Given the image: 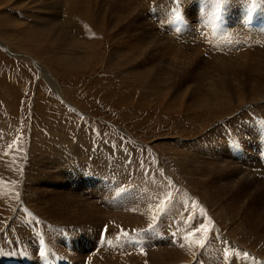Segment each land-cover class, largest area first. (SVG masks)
I'll use <instances>...</instances> for the list:
<instances>
[{"label": "rangeland", "instance_id": "374dc122", "mask_svg": "<svg viewBox=\"0 0 264 264\" xmlns=\"http://www.w3.org/2000/svg\"><path fill=\"white\" fill-rule=\"evenodd\" d=\"M68 1L71 2V0H0V140L5 145L2 147V149L5 151L3 153L4 155L0 156V178L9 177L12 179L6 184L5 179L4 182H2L7 187L8 193L4 195V199L0 200V202L4 203L7 200L10 201L9 203L11 209L7 210L5 213L6 217H2L4 223L0 224V234L1 232H4V239L9 241V235L6 230L12 226V222L10 224L8 221H14L17 208L19 209L21 207L22 201L19 197L20 195H18L19 190H16V187L19 189L20 184L22 185L23 182L26 181L25 167L31 163V159L29 158L30 153L32 152H30V148L32 146L34 148L37 146L40 149L39 152H43L45 155H50L55 161V164L51 165V167L45 168L44 166L41 170L43 173L41 177L47 174L51 180L50 184H42L41 186L46 188H50L49 186L52 185L56 186L55 180L53 178V174H55L59 176L56 178V183L58 184L56 189H58L57 191H59L60 194L63 193V196L68 201L72 200L88 204L89 206L103 208V204L113 191H106L104 186L100 183L99 189L95 191L93 188L90 189L89 187L82 191L72 192L68 190L66 183L63 182V178H61L64 176L60 172L62 169H65V167L59 165L58 161H56V154L57 152L66 154V152L70 150L69 147L78 146L81 143L78 138L81 137L82 143L86 142L91 146L87 160L89 162H93L95 159L99 160V165H96L98 166L101 173L103 170L107 169L109 165L106 158L98 159L100 156L97 157V152L100 151V148L107 146L113 147L117 151V153H114V157H112L114 160H120L123 164V168L121 166L119 169V174L115 176L118 180L121 177V179L126 180L128 183L134 182L133 184H138L140 188H143V178H146L147 173H154L157 177L162 179L164 178L163 180L167 178L172 181H177L173 188H169L171 198L173 197L177 188V190H181L183 192L181 187L186 186V190H188L186 191V194L188 196L190 194L189 197L187 196L188 203H186V208L189 210L190 215H201L204 218V227H196L192 231V235L194 237L198 235V251L196 250V255L194 254L190 260L184 264H192L193 262V264H206L207 257L205 262L202 254H198L206 248L208 238L214 232L215 228L218 229L216 225V218L212 217V210L202 201L203 197H201L200 190L194 191L192 185L187 183L183 176H180V169L178 168L180 166L178 152L175 150L172 151V149H174L176 145L180 146L179 149H182L184 144L189 145L194 141L201 142L202 140L201 144H203L205 143L204 138L206 137V139H208V137L205 136L207 132H210L212 129L217 127H226L227 129V122L231 123V117H233L234 114L243 107V103L235 102L236 97L241 96L240 98L245 97V99L248 100V98L253 95L256 85L258 86L259 83L258 81L255 82L254 80H251V83L249 84L250 88L248 90L243 81H246L247 79L249 80V78L242 80L247 72L242 67L244 65L243 61L248 59L251 61H255L256 59L260 60L262 55L259 54H264V44H261L260 41L250 44L244 42L242 44L243 48H252L253 45L255 46L254 49L259 48V50L256 51L259 53L257 56L252 55L247 59L241 60V58H239V53H241V51H237V47H234L236 49L234 51L233 47L228 49V51H231L229 53L224 51L222 54V52L219 51V53H216V55L213 57L209 53H206L208 52V47L205 45L209 46L211 43L205 38L207 32H204L203 29H207L206 31H208L211 35H215L214 32H216V34L218 32L219 36L221 34L227 35L230 43H238L240 37H243L244 35L240 32H242L244 29L246 30V28H253V23L250 21L251 19H254L257 15L256 17L258 20H264V9H261L263 2L262 5L259 6L258 4L261 0H250L253 1L255 5H252L247 9V17L240 20V24L237 23V21L232 20L228 13V16H225L227 18L224 17L223 19L217 17L216 14L215 18H217L215 21L218 19L219 22H214L215 25H194V28H196L197 25L199 26L198 34L199 39H201V41H197L198 46L200 47L199 50L202 51L203 49L206 52L200 53L199 51H195L194 53H189L191 51L189 48L188 51L184 53V56L185 54L189 53L191 54L192 58H188L186 62H183L184 65L186 64L188 67H190V65L200 67H204L203 65H205V67L212 66L208 73H212L214 77H217L223 71L222 65L228 64H221V66L219 64L218 66L219 62H224L225 60H228V62H234V69L231 67L229 68V72H235L236 75L234 76V82L236 85L234 90H236V93H232L231 95V99L233 98L234 102H232L229 106H215V109L210 110L205 107L198 109L192 108V106H190L191 109L188 108V105L190 104L189 101L191 99L189 98L190 95L188 94H190L191 91L187 92L188 94L181 95L183 98H178V102L173 101L174 98L172 96L176 92V89L175 85L170 80H168L167 83H152L150 79L142 81L137 78L138 76L133 70H144L146 67H150L152 64H158L157 66L159 68L153 72L152 75H157L159 73L160 76H163L164 72L166 71L168 60L173 54L168 53L163 59H161L160 57L162 53L160 51V53L157 52L159 50V44L162 43V41H168V44L171 43L173 46H185L182 45L184 43L183 41H179L182 40V38L178 33L180 30L178 28H187L183 22L182 13H185L189 10L184 4L189 1H185L184 3L183 0L172 1L176 2L178 12L176 9H173L170 15H174V10H176L175 16L176 20L178 18V28L175 32H170L167 27H165V22L154 19L155 17L149 18V16H147V12H143V14L140 12L142 10L138 11L142 17L137 16V18H141L137 21H135L133 17H130L129 13H126L124 16L120 13V18L117 15H114L113 18L109 6L110 2L104 0H82L81 2V0H78L76 11H74L72 16L76 14L79 19L78 21L83 23L84 26L89 30L86 40L81 39L79 41L93 43L94 48L92 49L91 45H83L82 47L77 46L78 50H75L74 48H61L60 51L58 50L59 48L57 47L58 43L56 39L68 42L69 38L68 40L66 39V37H68L66 32H64L66 33L65 35L62 33L63 35H59L57 37H55V34L57 33L56 31H51L50 35L38 36L37 34L31 32L30 29H32V27L37 23H42L41 20H44L45 22H52L53 18H56L55 21L57 22H53H59L60 26L62 25L61 27L64 29L67 27V29H70L69 33L72 34L71 31L74 32L72 25L67 21L68 13L66 12V2ZM141 1L143 2V0H140V2ZM233 1L234 3L236 2L235 4H237L236 0H211V2L214 4L208 7L209 12L220 11L224 15V12L226 11V4L229 6L233 3ZM68 5L69 4H67V6ZM103 5L105 7H103ZM147 5L149 6V4H146L145 9H147ZM88 10L90 12L89 15L87 12ZM167 15H169V13ZM115 17L118 18L115 19ZM112 21H116V24L113 25L111 23ZM219 23H221L223 26ZM140 24L143 27L140 26ZM213 27L214 31H212ZM220 27L222 28L220 29ZM225 27L228 28L226 29ZM133 28L147 32V34H150L152 38L149 39L146 36L143 37V41H148V43H145L144 45L142 59L137 58L136 60H132L131 63L127 62V64L118 54H116L118 56H114V47L115 42L119 41V37L124 42L134 39ZM196 29H194L195 32L197 31ZM208 29L212 30L209 31ZM118 32L120 33V36ZM209 33L207 34L210 35ZM222 35L221 37H225ZM62 36L66 37L63 39ZM131 37L132 39H129ZM232 37L234 38L235 42L232 41ZM184 44L189 46L190 41H187ZM192 45L190 46L196 47L194 43H192ZM85 53L88 55V58L86 57L87 67L85 66V69L83 68L85 62L79 66L81 70L78 69L73 71L70 68L68 69L66 65L57 63L58 56L61 57L63 54H65L62 56L63 58L72 59L76 55L84 56ZM206 54L209 58L206 56ZM141 60L144 63L142 66H136V68L132 66L136 65ZM162 60L164 61L163 63ZM178 62L180 63L179 59H177L174 64H179ZM183 64L182 67L184 66ZM140 67L143 68L140 69ZM42 70H44V72H42ZM45 70H47V73ZM191 73L192 71H189V74ZM47 74H49L50 77H48L49 75ZM195 86L197 87L196 83L192 82L190 85L185 87L191 90L194 89ZM9 88H14L13 95L10 94ZM15 88H17V91ZM201 90L203 91V88ZM221 90L223 92L225 91L228 96V83L226 87L221 86ZM262 99H260L261 101L259 98H257L255 101L249 99L248 101L250 102L246 103V105L255 106L259 102H262ZM241 119L251 121L245 117ZM262 123L264 124V121H262ZM263 124L259 126H264ZM249 126L253 132H257L252 128L251 125ZM255 128L257 129V126H255ZM227 131L231 132L230 129ZM229 132L226 134L228 137V142L231 140ZM242 132L247 131L244 129ZM51 139H54L58 142L48 143L51 141ZM76 139L78 142L75 141ZM234 141V144H237L236 150L239 151L241 148L240 144L236 142L235 138ZM46 143L54 147L53 151ZM249 144L256 145L254 142H250ZM204 145L205 144L201 145V150H205ZM260 147L262 149H256V152L249 150V152H253L252 155L255 154L254 156L257 160V167H253V172H251L253 173V177L254 174L256 176L264 174L263 143L260 144ZM169 148L171 149L169 150ZM207 148L210 149V146L206 145V149ZM65 149L66 152L64 151ZM60 150H62V152ZM187 151L189 150H186V152ZM39 152L36 150L33 151L36 156L39 154ZM189 152L191 153L192 151ZM192 154L195 156V153L193 152L191 155L184 157L192 160ZM243 157L244 159L246 158L244 155ZM205 158L206 157L202 159L204 160ZM207 159L214 160L212 154H210V157L208 155ZM197 161L193 162L197 164ZM249 163H251V161L245 159L244 162H239L236 165L238 167H251ZM69 173L70 172H67L66 170L65 176L69 175ZM72 173V175H74L73 177H81L74 170ZM90 176H92V172L88 174V177ZM192 176L193 175L191 174L188 176L190 180L198 179ZM260 177L264 178V176ZM32 186L34 185L31 183L28 185V188H26L25 185L24 190L31 191ZM251 188L254 189V193L251 199H245L246 208L249 210V212H251L252 208L258 204L256 210L259 208L261 211H263L264 207L258 202V197L261 195L264 199V182H258ZM257 190L259 191L256 192ZM85 194L89 195H86L85 197ZM228 194V191L220 192L219 195H215L214 197L216 199H228ZM16 195L17 197H14ZM13 197L15 199H13ZM163 199H166V197H163ZM93 200L95 202H93ZM166 202L171 201L168 198ZM157 203H159V199L156 197V204ZM120 207L124 206L121 205ZM29 209L32 211L34 210L39 214V217L36 218V222H31L32 229L35 227V225L37 226L36 229H40L39 227H45V222H39L40 219L45 220L47 223H50L54 220L64 223V220L59 217L56 219V216L49 215L48 213L44 212L42 208ZM22 210L23 213L26 212L25 208ZM163 210L164 211L162 212L155 213L157 215L153 216L156 221L154 222L155 224L161 221V217H163L162 220L165 221V217L171 212L168 207H165ZM92 220L93 219H90L88 222L90 223ZM22 223L23 220H21L19 225H22ZM178 223L179 222L176 221L175 226H178ZM55 225L58 226L57 224ZM258 226L262 225L258 224L256 227ZM64 228L66 229L67 227ZM120 228H122V226L111 225V230H117ZM197 229L200 230L197 231ZM261 230L264 233V226L261 228ZM103 233L104 232H102V234ZM10 236L12 235L10 234ZM124 237L125 236L123 234L120 237V241L123 240ZM16 240L21 242V240L15 238L14 241ZM201 241L204 242L203 248L200 243ZM261 243H263L262 246L264 248V239L263 242L261 241ZM19 246L20 248H17L14 251L18 252L21 260H13L11 262L9 255H14V252L13 250H10L8 252V257H6V261L2 260V264H49L46 261L41 262L39 260V257L41 256H35L38 259H29L22 254L23 251L21 249H24V243L22 245L19 244ZM45 248L47 249V247L40 244V247L37 249L35 255H39L41 252L43 253ZM54 249V252L50 253V258L53 260L50 264H109L112 262L109 254L116 251L114 248H107L101 250L104 252L99 258H85L79 260L74 259L75 261L72 260L67 262L64 260L63 256L58 253L59 249ZM146 249L148 248L146 247ZM95 250L97 249L95 248ZM44 258L45 257H41V260ZM114 261L115 260H113L112 263H114Z\"/></svg>", "mask_w": 264, "mask_h": 264}, {"label": "bare ground", "instance_id": "6f19581e", "mask_svg": "<svg viewBox=\"0 0 264 264\" xmlns=\"http://www.w3.org/2000/svg\"><path fill=\"white\" fill-rule=\"evenodd\" d=\"M77 1L78 0H71V2H66L67 11H65L68 13L67 21L68 23L70 22L74 31H71L72 34L69 33L70 29H67V27L66 30L61 27L62 25L60 26L59 22L55 23L57 22L55 21L56 18H53V21L55 22H45L44 20L40 19L42 23L40 22L33 26L32 29H30L31 32L37 34L38 36H42L50 35L51 31H56L57 33L55 34V37L63 34L65 35L67 33L68 37H66L67 35L65 37L67 40L69 38L68 42L56 39L58 43L57 47L59 48L56 49L60 51L61 48H74L75 50H78L77 46L82 47L83 45H91V48L93 49V43L79 41L81 39L86 40L89 34V30L84 26L83 23L78 21L79 19L76 14L72 16L74 11H76ZM104 1L110 2L109 6L113 18L114 15H117L119 17L120 13L123 16L126 13H129L130 17H133V19L137 21L141 19L140 17L137 18V16H141L140 12H142V14L143 12H147V16H149V18L155 17L154 19L165 22L164 25H166L165 27H167L170 32H175L178 28V18L176 20L175 16V12L178 7L175 1L172 2L173 0H143V2H140V0ZM185 1L189 2L184 3ZM236 1L237 4H235L236 2L234 3V1V4L232 3L229 6L226 4V11L223 15L220 11L209 12L208 7L214 4L211 2V0H183L185 7L189 10L185 13H182V19L187 28H178L180 29L178 33L182 38V40L179 41H183L184 43L190 41V45L194 43L196 47H192L193 45L188 46L184 43L182 45L185 46L176 44V46H173V44L171 43L168 44V41H162V43L159 44V50L157 51L158 53H162L160 58L163 59L168 53L173 54L168 60L166 71L164 72L163 76H160L159 73L157 75H152V73L159 68L157 66L158 64H152L150 67H146L144 70L133 69L135 74L138 76L137 78L142 81L150 79L152 83H167V81L170 80L175 85L176 92L172 97L174 98L173 101L176 102H178V98H183L181 95L188 94L187 92L191 91L190 94H188L190 95L189 98H191L189 101L190 104L188 105L189 107L187 106L188 108H190V106H192V108L198 109L205 107L213 110L215 109V106L226 107L227 105H231V103L234 102L233 98L231 99V95L232 93H236V90H234V88H236L234 76L236 75L235 72H229V68L231 67L232 69H234V62H228V60L219 62L218 66L219 64L220 66L221 64H228L222 65L223 71L219 74L220 76L218 75L217 77H214L212 73H208V71H210L209 69L212 66L205 67V65H203L204 67H200L190 65V67H188V65L185 64L187 66L186 67L183 62H186L188 58H192L191 54L189 53H194L195 51H199L200 53L206 52L203 49L202 51L199 50L200 47L198 46L197 42L198 40L201 41L198 34L199 26L197 25L196 29L194 28V25H215L214 22L217 23L218 21V19L217 21H215L217 17L223 19L225 16H228V13L231 16L232 20L237 21V23L240 24L239 21L247 17V9L250 8V6L255 5L254 2L250 0ZM67 4L69 5L67 6ZM146 4H149V6L147 5V9H145ZM258 5H262L261 9H264V0H261ZM103 7L105 6L103 5ZM173 9H176L174 10V15H170ZM89 10L87 11L88 15L90 13ZM139 10L142 11L138 12ZM167 11L170 17L169 15H167ZM216 14L217 17L215 18ZM256 16L254 19L250 20L251 23H253L252 29L246 28V30L244 29L242 32L239 31L244 35L243 37H240L238 43L234 41L233 37L231 38L232 41L235 42V44L230 43L227 35L223 34L226 37L225 38L221 37L222 34L219 36L218 32L217 34L216 32H214L215 35H218L215 36L206 31L207 29H203L204 32H207L211 35V37L207 33L205 35V38L208 39L211 44L209 46L202 44L208 47V52L206 53H209L214 57L216 53H219V51L222 52V54L224 53V51L229 53L231 51H228V49H231L233 47L234 51L236 50L234 47H237V51H241V53H239V58H241V60L247 59L252 55L257 56V54L259 53L256 51H258L259 48L254 49V45L252 48H243L242 46L244 42L250 44L260 41L261 44H264V20H258ZM118 17H115V19ZM143 19L146 20L145 18ZM111 23L115 25L116 21H112ZM219 24L222 25L223 22L222 24ZM140 26L142 25L140 24ZM221 28L222 27H220V29ZM225 28L227 29L228 27ZM194 29H196L197 31L195 32ZM212 29L210 30L214 31V27ZM133 32L134 39H132L131 37L129 39L132 40L124 42L119 37V41L117 40L118 42H115L114 56H121L125 63H131L132 60H136L137 58L142 59L144 53V45L145 43H148V41H143V37L146 36L149 39L152 38L150 34H147V32L142 30L133 28ZM118 34L120 36L119 32ZM65 37H63V39ZM189 48L191 49V51L184 56V53L187 52ZM259 55H262V58H260V60L256 59L255 61H251L248 59L243 61L244 65L242 67L247 72L242 80H246V78H249V80L247 79L248 81H243L248 90L250 88L249 84L251 83V80H254L255 82L258 81L259 85H256V89L253 92V95L250 96L248 100L250 99L252 101H255L257 100V98H259V100L263 98L262 102H259L255 106H247L246 103L250 101L245 99V97H236L235 102L243 103V107L238 112H236L233 117H231V123L227 122V129L226 127H217L205 134V136L208 137V139H206V137L204 138L205 143L203 144H205V150L200 149L202 147L201 145H203L201 144V139V142L194 141L189 145L184 144V147H181L182 149H179L180 146L177 145L174 149H172V151L175 150L176 152H178V157L180 160V166L178 167L180 169V176H183L185 178V181L192 185L194 191L200 190L201 197H203L202 201L212 210V217L216 218V225L218 229L215 228L214 232L208 238L206 248L198 254H202L205 262L207 257L206 264H264V248L262 246L263 243H261V241L263 242L264 239V233L261 230V228L264 226V210L261 211L259 208L256 210L258 206L257 204V206L252 208L251 212H249L245 205V199H251L254 193V189H252L251 187L255 186V184L258 182H264V178L260 177L264 176V174H261L259 176H256L254 174V177L252 176L253 173L251 172H253V167H257V160L254 156L255 154L252 155L253 152H249V150H253L256 152V149H262L260 147L261 143H263L264 145V126H259L263 124L262 121H264V54L260 53ZM62 56H58L57 63L66 65L67 68H70L72 71L80 69L79 66H81L84 62L85 64L83 68L85 66L87 67L86 60L88 58V55L86 53L84 54V56L76 55L72 59H66ZM177 59L180 60L181 64L179 62V64H174ZM163 62L164 61L162 60V63ZM143 64L144 63L141 60L136 65L132 66L136 68V66H142ZM182 64L184 65L183 67ZM141 68L143 67H140V69ZM45 71L47 73V70ZM189 71H192V73L189 74ZM42 72H44V70H42ZM48 77H50V75ZM226 81L228 83V96L225 91L223 92L221 90V86H227ZM192 82L196 83L197 87L195 86V88L191 90L185 87L190 85ZM202 88L203 91L201 90ZM10 89L11 88H9V92L11 95H13L14 88L11 90ZM15 90L17 91V88H15ZM243 117L248 118L251 121L241 119ZM249 125H251L252 128L257 132H253ZM254 125L257 126V129ZM243 128L247 132H242V130H244ZM228 129H230L231 132L227 131ZM228 132L230 133L231 138L229 142L228 137L226 136ZM234 138L236 139V142L240 144L241 148L239 151L236 150ZM78 140H80V144L82 145L79 144L78 146L69 147L70 150H68L67 152L65 149L64 151L66 152V154L60 152H57L56 154V161H58L59 165L64 166L67 172H70L69 175L65 176L66 170L62 169L60 173L64 177L61 178H63V182L66 183L68 190L72 192L82 191L89 187L90 189L93 188V190L95 191L99 189L100 183L104 186L106 191H113L103 204V208L89 206L88 204L72 200L68 201L63 196V193L60 194L59 191H57L58 189H56V186L58 185L56 183V178H58L59 176L55 174H53V178L55 180L56 186H49L50 188L41 186L42 184L51 183V180L49 179L47 174L41 177L43 174L41 170L44 166L45 168L51 167V165L55 164V161L50 155H45L43 152H39L40 149L37 146L35 148L32 146L30 148V152H32L30 153L29 158L31 159V163L25 167L26 181H24L22 185L20 184L19 189L18 187H16V190H19L18 195H20L19 197L22 200L21 207L19 209L16 207L17 211L14 221H8V223L10 224L12 222V226L8 230L5 229L9 235V241L4 239V232H1L0 234V264H2V260L6 261V257H8V252L10 250H13L14 252V255H9L11 262L13 260H21L18 252H15L14 250H16L17 248L19 249V244L22 245L23 243L24 249L21 250L23 251L22 254L24 256L28 257L31 260L38 259L35 256L45 257L42 260L41 257H39V260L41 262L46 261L49 264L52 263L50 253L54 252V248L59 249L58 253L61 254L64 260H66L67 262L74 259L79 260L85 258H99L101 257V255H103L104 252L101 250L107 248H114L116 250L115 252L109 254V256L111 257V261L113 262V260H115L114 263L111 262L109 264H184L185 262L190 260V258L195 254L198 246V235L194 237L192 235V231L196 227L200 228L203 225L204 218L201 215H190L189 210H187L186 203H188V195L186 194V191L188 190H186V186L181 187L183 192L181 190H177V188L173 197L171 198L170 187L173 188L177 181H172L167 178L163 180L164 178H159L154 173H147L146 178H143V188H140L138 184H133L134 182L128 183L126 180L121 179V177L118 180L115 176L119 174V169L123 164L120 160L113 159L114 153H117V151L113 147L107 146L100 148V151L97 152V157L100 156L98 159L106 158L109 165L107 169L103 170V172L101 173L98 166L96 165L98 164L99 160L95 159L93 162H89L87 160L89 152L91 150L90 144L86 142L82 143L81 137H79ZM75 141H77V139ZM52 142L56 143L58 141L51 139V141L48 143ZM250 142H254L257 146L249 144ZM48 143L46 144L53 151L54 147H52ZM206 145L210 146V149H206ZM4 146V143L0 140V156L4 155L3 153L5 151L4 149H2V147ZM62 148L64 149L63 146ZM170 149L171 148H169V150ZM35 150L39 152L37 156L33 153V151ZM186 150L192 151L191 153H195V156H193L194 154H192V160L186 158L187 156L191 155V153L189 151L186 152ZM60 151L62 152V150ZM210 154H212L214 160L207 159L208 155L210 157ZM243 155L246 156V160L251 161V163H249L251 167H238L236 165L239 162L241 163L245 161ZM204 157L206 158L203 160L202 158ZM193 161H197V164H195ZM73 170L77 172L81 177H73ZM90 172H92V176L88 177V174ZM131 174L133 175L132 172ZM190 174L193 175L194 178L198 179L190 180L188 177L190 176ZM4 179L5 184L12 180L9 177L0 178V200L4 199V195L8 193L7 187L4 183H2L4 182ZM30 183L34 185L32 186L31 191H25L24 186L26 185V188H28V185ZM225 191H228L229 193L228 199H216L214 197L215 195H219L220 192ZM258 191L259 190H257L256 192ZM86 195L89 194H85V197ZM14 197H17V195ZM14 197L13 199H15ZM156 197L159 199V203L157 204ZM163 197H166V199H163ZM168 198L171 202H166ZM9 202L10 201L8 200L4 203L0 202V224L4 223L2 217H6L5 213L7 212V210L11 209ZM93 202L95 201L93 200ZM258 202L264 207V199L261 195H259L258 197ZM121 205L124 207H120ZM165 207H168L170 209V214L165 217V221H163V217H161V221L155 224L154 222L156 221L153 216L157 215L155 213L164 211L163 209ZM23 208L26 209L25 213H23ZM29 208H42V210L49 215L56 216V219L59 217L64 220V223L59 222L58 220H54L50 222L52 223L50 224L45 220L40 219L39 222H45V227L41 228L38 226L40 229H36L37 226L35 225V227H33L32 229L31 222H36V218L39 217V214ZM90 219L93 220L89 223L88 221ZM21 220H23V223L22 225H19ZM176 221L179 222L178 226H175ZM55 224H57L58 226H56ZM258 224L262 226L256 227ZM111 225L122 226V228L111 230ZM64 227L67 228L65 229ZM89 227H91L92 229ZM102 232L104 233L102 234ZM123 233H127V235H124V239L120 241V237L123 235ZM10 234L12 236H10ZM15 238L21 240L22 244L18 240L14 241ZM40 244L47 247V249L45 248L43 253L41 252L39 255H35L37 249L40 247ZM146 247L148 249H146ZM95 248L97 250H95Z\"/></svg>", "mask_w": 264, "mask_h": 264}, {"label": "snow or ice", "instance_id": "6c2138e0", "mask_svg": "<svg viewBox=\"0 0 264 264\" xmlns=\"http://www.w3.org/2000/svg\"><path fill=\"white\" fill-rule=\"evenodd\" d=\"M202 228L204 227L203 225L201 226ZM200 229H197V231H199ZM124 235H127V233H123ZM201 243V246L203 247L204 246V242L203 241H201L200 242Z\"/></svg>", "mask_w": 264, "mask_h": 264}]
</instances>
